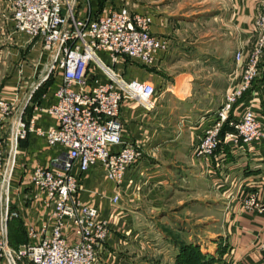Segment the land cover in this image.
Listing matches in <instances>:
<instances>
[{"label": "crops", "instance_id": "1", "mask_svg": "<svg viewBox=\"0 0 264 264\" xmlns=\"http://www.w3.org/2000/svg\"><path fill=\"white\" fill-rule=\"evenodd\" d=\"M117 1L109 0L104 8ZM153 2L146 9L153 15L151 32L167 40L168 49L159 52L153 67L128 59L123 68L127 79L151 81L157 88L153 109L130 101L121 107L123 139L139 146L143 157L119 186L105 179L101 164L81 178V198L98 205L110 220L111 234L97 264H174L176 245L171 246L173 258L168 247H157L160 238L170 244L173 229L185 241L198 243L210 264H261L264 218L245 210L242 199L262 182L264 201V144L253 149L223 143L212 157L194 154L225 101L228 85L238 80L236 51L246 52L254 44L252 28L261 0H179L176 12L170 3L160 7ZM25 39L14 30L8 1L0 0V98L16 111L24 107L27 120L36 115L37 126L46 129L57 120L35 107L56 101L61 76L45 81L39 62L25 63ZM100 54L108 60L107 53ZM260 83L237 101L233 114L251 106L264 112ZM10 119L4 117L0 129ZM59 150L34 132L20 140L14 179L23 184L13 205L23 220L35 223L39 218L32 189L24 183L35 166H48ZM115 190L121 199L113 205Z\"/></svg>", "mask_w": 264, "mask_h": 264}, {"label": "built area", "instance_id": "2", "mask_svg": "<svg viewBox=\"0 0 264 264\" xmlns=\"http://www.w3.org/2000/svg\"><path fill=\"white\" fill-rule=\"evenodd\" d=\"M7 1L14 30L40 43L48 55L43 79L59 71L61 82L54 103L35 107L56 118L57 124L46 129L37 126L36 115L27 120L24 107L16 111L10 101L0 98V122L14 116L9 141L0 129V261L97 264L111 234L110 220L98 205L81 198V178L101 164L105 179L119 186L129 168L143 157L139 146L123 139L121 107L130 101L153 109L157 88L151 81L127 79L123 68L128 59L155 66L159 52L168 49V41L151 32V13L129 9L126 3L111 4L95 14L91 0ZM252 37L254 47L236 52L240 75L228 85L224 103L196 144V157H212L223 143L246 144L253 149L264 144V114L259 108L251 106L241 115L232 113L253 81L263 77L264 0L254 19ZM101 52L107 53L108 60ZM225 124L230 128L222 134ZM30 132L45 137L48 145L60 150L48 166H35L23 185L32 189L30 198L37 203L39 218L35 223L23 220L28 240L14 247L8 223L23 217L11 204L10 191L20 140ZM261 186L262 182L248 191L242 206L264 218ZM120 199L115 190L111 203L116 205ZM261 249L264 264V239Z\"/></svg>", "mask_w": 264, "mask_h": 264}, {"label": "rangeland", "instance_id": "3", "mask_svg": "<svg viewBox=\"0 0 264 264\" xmlns=\"http://www.w3.org/2000/svg\"><path fill=\"white\" fill-rule=\"evenodd\" d=\"M110 1L114 3L115 0H110ZM118 1H119V3L116 4V5H120V4H125L126 3L127 7L129 9L137 10V7H143V8H145V11H146L148 6H151L154 3L153 0H134L135 2L138 3L137 7H135L134 3H133L134 2L133 0H118ZM172 1H174L175 3L172 2ZM176 2H179V0H157V2H156L157 4H154V5H158L160 7H163V6H165L166 3H170L171 5H168V7H170V6L174 7L173 11L175 10V12H176L177 11V7L179 5V3H176ZM93 5H94L93 4V0H91L92 9H93ZM104 6H100V4L98 3V8H97L98 11L102 12ZM149 13H151V11ZM176 16L178 17L179 14H177ZM25 37H26V39H25V41H26V48L25 49L26 50H25V54H23V60H26V62H25L26 64H28L29 62H34V60L39 62L42 65L43 75L46 74L47 73V64H48V60H47L48 55L46 53H43V50H42V47H41L40 43H36L35 40L30 41L29 37H27V36H25ZM252 46L254 47V45H252ZM235 55H236V53H235ZM263 62H264V58H263ZM143 66H146V65H143ZM237 72L240 75V68L239 67H237ZM58 75H59V71L55 72V73H52L45 81H47L49 79H54V77L56 78V77H58ZM259 78H263V77H258L257 79H259ZM257 79H255L253 81V84H252L251 88L253 87V88L257 89V88L260 87L261 83ZM10 118H11L10 119V123L5 128H3L2 132H1L3 138L5 139L6 142L9 141L7 139L10 137L11 121L14 119V116H10ZM5 147H6L5 149H7V147H8L6 145V143H5ZM18 148H19V146H18ZM17 156H18V153H17ZM13 185L14 186H13V188H11V191H10L11 204L14 203L13 202L14 198L17 197V195H18L19 191L17 190V188L20 185L19 184V180L15 179L14 182H13ZM90 193H91L92 196H94V195H96L97 192L95 193L94 191H90ZM20 219L21 218H15L16 221L19 220V221L23 222V219H21V220ZM178 225L180 226L181 224H178ZM205 225H206V223H205ZM172 231L175 234H172V239L170 240V244H169V242H167L168 243L167 244L162 238H160V239H158L159 240V244H157L158 245L157 247L160 248V250H163L164 247H168L170 249L169 251L171 252V253H168L169 254L168 256H172V258H173L175 256H174V250L171 251V248H172L171 246L173 244H175L176 247L178 248V246H177L178 241H184V242H187V241H185L184 238H182L180 236V233L176 229H173ZM178 233H179V235H178ZM188 243H193V242H188ZM193 244H196V243H193ZM196 245H199V244L197 243ZM178 251H179V248H178ZM157 255L159 256L160 254L158 253ZM159 257H163V256L160 255ZM163 259H164V257H163ZM175 259H176V257H175Z\"/></svg>", "mask_w": 264, "mask_h": 264}, {"label": "trees", "instance_id": "4", "mask_svg": "<svg viewBox=\"0 0 264 264\" xmlns=\"http://www.w3.org/2000/svg\"><path fill=\"white\" fill-rule=\"evenodd\" d=\"M108 1L109 0H93V4L95 5H93V11L95 12V14L100 12L97 9L98 3L100 4V6H104ZM262 65L264 66V62ZM257 80H259L260 82H264V78H259ZM229 128L230 126L228 124H225L222 134H224V132ZM8 226L9 239L12 246L18 247L20 244L28 240L23 222L12 219L9 221ZM177 246L179 248V251L174 264H210L212 261L210 256L205 254L199 245L184 241H178Z\"/></svg>", "mask_w": 264, "mask_h": 264}, {"label": "water", "instance_id": "5", "mask_svg": "<svg viewBox=\"0 0 264 264\" xmlns=\"http://www.w3.org/2000/svg\"><path fill=\"white\" fill-rule=\"evenodd\" d=\"M263 77H264V72H263Z\"/></svg>", "mask_w": 264, "mask_h": 264}]
</instances>
